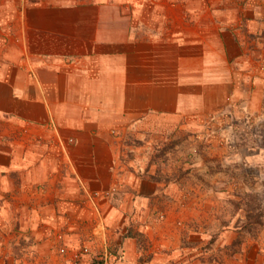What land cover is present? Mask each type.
<instances>
[{
	"label": "rangeland",
	"instance_id": "obj_1",
	"mask_svg": "<svg viewBox=\"0 0 264 264\" xmlns=\"http://www.w3.org/2000/svg\"><path fill=\"white\" fill-rule=\"evenodd\" d=\"M26 1L0 0V77L11 76L23 89ZM58 1L67 13L110 15V0ZM142 1L144 6L124 12L145 15L153 0ZM210 1L234 35L228 56L238 93L212 106L202 86H186L176 113H148L110 127V159L120 162L113 168L125 177L110 181L112 202L122 215H110L118 228L108 240L118 251L121 240L134 239L146 258L155 243L167 241L162 254L175 255V264H264V0ZM195 8L201 12V5ZM138 25L136 45H144L151 32L146 21ZM156 56L165 66L170 55ZM1 91L0 108L7 101ZM56 128L54 118L40 123L0 112V264H58L74 223L81 241L69 252L78 254L74 264H110L98 245L107 231H95L101 215L90 206L81 215L45 208L63 185L50 183L60 177L58 161L68 157L58 146L76 136ZM22 177L30 178L31 187ZM118 186L128 196L116 194Z\"/></svg>",
	"mask_w": 264,
	"mask_h": 264
},
{
	"label": "crops",
	"instance_id": "obj_2",
	"mask_svg": "<svg viewBox=\"0 0 264 264\" xmlns=\"http://www.w3.org/2000/svg\"><path fill=\"white\" fill-rule=\"evenodd\" d=\"M148 2L145 15L135 9L130 14L118 13L120 8L144 6L142 0H110V15L101 12L95 16L67 13L58 0L24 2L27 19L21 39L27 61L21 64L26 73L20 76L26 88L9 75L0 77L2 96L7 99L0 112L40 123L54 118L58 132L76 135L64 138L72 144L58 146L68 157L58 161L60 177L56 176V183L51 178L50 183L63 185L45 208L60 215H81L90 206L91 212L101 215L95 231L101 236V229L107 231L98 245L110 264L177 262L175 255L164 253L167 257H162L167 241L155 243L150 251L153 256L147 258L131 238L121 240L118 251L116 245L111 248L108 238L118 227L110 215H122V211L112 202L110 181L122 183L125 174L113 168L115 164L120 167V162L110 159V127H119L126 118L141 121L148 113H176L186 86H202L205 102L212 106L238 93L228 56L234 35L230 33V38L224 29L227 21L216 15L211 1ZM195 5H201L200 13H195L199 9ZM145 21L151 32L149 40L136 45L138 22ZM151 53L153 62L146 58ZM161 53L170 55L165 66L156 56ZM124 124L127 128L128 123ZM21 182L32 185L30 178L22 177ZM93 184L100 185L91 189ZM119 192L128 196L118 186L116 194ZM89 194L95 195L93 203L88 201ZM78 227L74 223L73 233L65 236L61 249L68 253L63 250L56 256L58 264L76 263L77 252H69L81 243Z\"/></svg>",
	"mask_w": 264,
	"mask_h": 264
},
{
	"label": "trees",
	"instance_id": "obj_3",
	"mask_svg": "<svg viewBox=\"0 0 264 264\" xmlns=\"http://www.w3.org/2000/svg\"><path fill=\"white\" fill-rule=\"evenodd\" d=\"M108 11H109V13H110V7L108 8ZM122 12H124V11H123V9L120 8V9L118 10V13H122ZM128 236L131 237V236H133V235H128ZM133 237H135V236H133Z\"/></svg>",
	"mask_w": 264,
	"mask_h": 264
}]
</instances>
